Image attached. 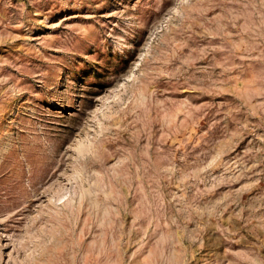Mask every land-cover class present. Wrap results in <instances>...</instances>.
Wrapping results in <instances>:
<instances>
[{"label": "rangeland", "instance_id": "374dc122", "mask_svg": "<svg viewBox=\"0 0 264 264\" xmlns=\"http://www.w3.org/2000/svg\"><path fill=\"white\" fill-rule=\"evenodd\" d=\"M0 264H264V0H0Z\"/></svg>", "mask_w": 264, "mask_h": 264}]
</instances>
